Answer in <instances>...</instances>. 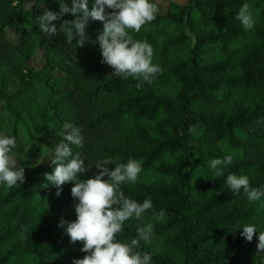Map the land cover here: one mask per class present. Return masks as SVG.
I'll list each match as a JSON object with an SVG mask.
<instances>
[{"label": "trees", "instance_id": "trees-1", "mask_svg": "<svg viewBox=\"0 0 264 264\" xmlns=\"http://www.w3.org/2000/svg\"><path fill=\"white\" fill-rule=\"evenodd\" d=\"M63 2L0 0V100L13 121L10 133L1 127L0 133L16 138L14 159L25 169L23 183L0 182V264H73L87 254L66 232L76 219L73 184L57 196L44 177L55 167L65 122L83 136L82 147L71 145L88 167L79 178H93L105 158L113 160L110 169L129 158L141 162L136 182L120 187L137 202L150 197L153 208L140 221H125L117 239L136 238L137 227L152 223V236L139 245L151 264H264L257 249L264 196L249 201L243 189L234 193L226 183L229 174L247 175L250 187L264 190V0H162L164 13L158 10L138 33L128 30L153 46L152 63L162 69L141 88L132 77L106 76L112 68L94 43L103 22L90 20L83 47L68 43L63 32L41 31L38 17L45 9L58 12ZM94 3L88 0L89 10ZM245 3L252 29L236 19ZM54 23L59 28L61 21ZM38 54L43 64L35 71L29 63ZM10 77L19 80L13 95L5 92ZM21 118L33 135L31 153L19 140ZM48 146L46 164L33 165ZM227 155L233 162L215 176L211 161ZM161 209L163 220L154 215ZM238 225L256 227L252 241Z\"/></svg>", "mask_w": 264, "mask_h": 264}, {"label": "clouds", "instance_id": "clouds-1", "mask_svg": "<svg viewBox=\"0 0 264 264\" xmlns=\"http://www.w3.org/2000/svg\"><path fill=\"white\" fill-rule=\"evenodd\" d=\"M110 9L106 12L105 9ZM72 14L75 19L63 20L65 14ZM158 13L156 4L150 0H95L91 10L88 0H71V4H59V11L45 9L38 17L41 31L47 36H56L59 32L66 35L68 43L76 41V46L83 47L90 41L86 29L90 20L103 22V30L96 36L102 55V63L114 69L111 76L127 79L132 77L137 81L136 87L141 88L145 83H151L155 74L162 71L159 65L152 63L153 46L147 41L135 40L128 30L140 32L142 26L152 22ZM236 19L245 29H252L255 24L253 12L249 4L240 8ZM61 21L57 28L55 21ZM189 131L196 129L189 126ZM62 140L54 147L51 164L55 167L44 177L49 185L55 186L56 195L62 192V186L71 182V195L78 203L74 205L76 219L67 224L66 232L72 243L82 242L80 251L87 253L82 259H76L73 264H151L150 253L139 250L140 241H148L154 232L152 223L137 227V237L121 241L117 239L122 233L125 221L144 218V213L153 208L151 198L143 202L126 196L121 189L125 182L135 183L142 171V164L136 159L129 158L127 163H116L105 158L97 162L98 173L93 178L81 179L78 174L88 170L85 160L79 153L72 152L71 145L82 147L83 136L78 127L65 122ZM17 146L14 136L0 133V182L12 187L25 180V169L17 167L13 149ZM233 157L216 158L211 161L215 176H223L221 166L230 165ZM107 177V179H105ZM226 183L234 193L243 189L249 201L259 200L264 196V190L250 187L247 175L229 174ZM157 219L165 218L163 209L154 213ZM63 224V221H61ZM242 229L241 235L252 241L257 232L254 225L237 226ZM258 251H264V232L258 236Z\"/></svg>", "mask_w": 264, "mask_h": 264}, {"label": "rangeland", "instance_id": "rangeland-1", "mask_svg": "<svg viewBox=\"0 0 264 264\" xmlns=\"http://www.w3.org/2000/svg\"><path fill=\"white\" fill-rule=\"evenodd\" d=\"M150 2L156 4L158 10L161 13L165 12L166 6L163 5L162 0H150ZM166 31H167V35L169 37H175L176 36V33L174 32V28L167 27ZM10 37L13 38L11 35H10ZM42 61L43 60L41 58V55L38 54L31 59L29 66H30V68H32L33 70L36 71L37 69L41 68V66L43 64ZM113 71H114V69H111L110 71H108L106 76L107 77H114V76H111ZM18 88H19V80L14 78V77H10L7 80L6 85H5L6 94L7 95H13L17 91ZM44 99H45V97H44ZM44 99H42L43 102H44ZM0 127H1L2 131L7 132V133H10L12 131V127H13L12 118L6 112L5 104L1 100H0ZM17 128L19 131L20 142L24 145V147L28 153L33 152L35 149V143L33 140V135H32V132H31V130H30V128H29V126H28V124L24 118H21L20 122L17 125ZM51 152H52V147L48 146L44 151H42L41 154H39L33 158L32 164L33 165H45L49 159ZM16 164H17V167H20L18 161H16ZM201 182H202L201 176L196 177L193 180L194 184H200Z\"/></svg>", "mask_w": 264, "mask_h": 264}]
</instances>
